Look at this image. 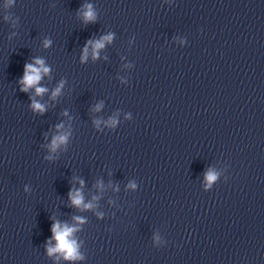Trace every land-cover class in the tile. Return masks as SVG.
I'll use <instances>...</instances> for the list:
<instances>
[{
	"label": "clouds",
	"instance_id": "obj_1",
	"mask_svg": "<svg viewBox=\"0 0 264 264\" xmlns=\"http://www.w3.org/2000/svg\"><path fill=\"white\" fill-rule=\"evenodd\" d=\"M83 19L84 21L87 22H93L95 20V13L92 9L91 5L86 6V10L83 12ZM112 37L111 35L104 37L100 41H96L94 43V49L98 50L100 48H103L104 46V40H111ZM92 43V42H89ZM47 46V43H46ZM94 50L93 56L95 57L97 55V52ZM87 56V47H85L84 50V56L82 59H86ZM36 65H39V67L34 66L33 64H26L25 65V70H24V75L23 78L21 79L20 83L23 85L21 88V91H28L29 88L35 87L36 93L42 94L43 92L46 91L45 88L42 87H37L39 81L42 79V73L47 74L49 72V69L44 66V61L37 59L35 61ZM62 87V85H61ZM60 92V88L58 87L54 92L53 96L55 97L58 95ZM32 107L34 110L37 111H44L43 105L33 101ZM67 137L66 136H57L53 139L52 141V149L55 150L56 147L61 144L66 142ZM206 179L209 182L215 181L216 180V175L209 171L206 174ZM134 187V185H133ZM69 197L72 201V204L75 206H81L83 205L84 208H91V204H83V196L80 194L79 191L76 192H70ZM77 220H80L79 217L76 218ZM75 231L74 228H70L67 225L61 226L59 222H55L52 225V233H53V239L57 241V244L55 247H49L48 252L49 254H53L56 252H63L65 253V259H75L77 258V246L75 244V241H72L69 239L71 236L72 232Z\"/></svg>",
	"mask_w": 264,
	"mask_h": 264
}]
</instances>
